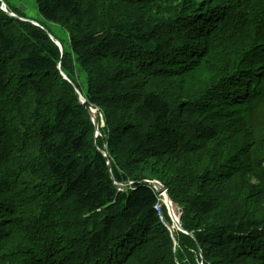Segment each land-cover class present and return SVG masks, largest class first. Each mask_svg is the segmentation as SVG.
<instances>
[{
    "label": "trees",
    "instance_id": "1",
    "mask_svg": "<svg viewBox=\"0 0 264 264\" xmlns=\"http://www.w3.org/2000/svg\"><path fill=\"white\" fill-rule=\"evenodd\" d=\"M36 1L69 46L0 0V264H264V0Z\"/></svg>",
    "mask_w": 264,
    "mask_h": 264
},
{
    "label": "rangeland",
    "instance_id": "2",
    "mask_svg": "<svg viewBox=\"0 0 264 264\" xmlns=\"http://www.w3.org/2000/svg\"><path fill=\"white\" fill-rule=\"evenodd\" d=\"M7 1L10 4L17 5L18 7L22 8L28 17L33 18V19H36V20H38L40 22H43L47 26H49V28L55 34V36H57L65 44V46H67V47L69 46V35H68V32L66 31V29L62 25H60L58 23L51 22V21L47 20L40 13V11L38 9V6H37V1L36 0H7ZM76 92H77V95H78V99H79V101L81 103H83L84 100H86L89 103V101L87 100L85 94L82 91L76 90ZM83 105H84V103H83ZM91 107H92L93 111L95 110V111H97V113L99 112L98 108L95 107L94 105H91ZM96 119H97V116H96ZM97 123H98V121H97ZM102 135H103V133L99 130V124H98V129L96 128V131L93 133V140L95 141V143H96V141H97V139L99 137H102ZM124 187L125 188H129V187L133 188V184H132V182H129L127 185H121L120 188H119V190H123ZM158 193H159V191H158ZM260 200H261V203H264V197L261 198V199H259L258 202ZM245 206L251 207L250 204H245ZM168 213H169V215L171 217V214H170L169 209H168ZM176 213L179 215V210L177 208H176ZM263 213H264V211L262 212V214ZM163 220H164V217H163ZM171 220L173 222V225H169L168 222H165V221L164 222L166 223V225H168V227L170 228V230L173 232L175 229H173V227H174V221H173L172 217H171ZM175 242H176V239H175ZM174 245H175V243H174Z\"/></svg>",
    "mask_w": 264,
    "mask_h": 264
},
{
    "label": "water",
    "instance_id": "3",
    "mask_svg": "<svg viewBox=\"0 0 264 264\" xmlns=\"http://www.w3.org/2000/svg\"><path fill=\"white\" fill-rule=\"evenodd\" d=\"M50 35H51V38L55 41V43L60 47V49L63 50L62 43L58 39H56L52 34H50ZM65 78H67V76H65ZM83 103H84L85 107L87 108L89 115L92 117L93 121L95 122L96 128L98 129L97 119L93 115V109H92L91 105L86 100H84ZM152 182L154 183V186L157 188V191H159V194L166 193V195L168 197V201H169L170 205H172L173 202H172V200L168 194L167 188L162 183H160L159 181H152ZM169 211H170V214H171L173 221L176 223L178 228L183 230L182 224L180 222V218L177 217L175 214H173V209H171V210L169 209Z\"/></svg>",
    "mask_w": 264,
    "mask_h": 264
},
{
    "label": "clouds",
    "instance_id": "4",
    "mask_svg": "<svg viewBox=\"0 0 264 264\" xmlns=\"http://www.w3.org/2000/svg\"><path fill=\"white\" fill-rule=\"evenodd\" d=\"M11 15H13V14H11ZM14 16V15H13ZM17 16V15H16ZM33 23H36L35 21H33ZM63 75H64V73H62ZM155 189L157 190V188L155 187ZM164 194V193H163ZM160 195H162V194H160ZM164 201V200H163ZM173 202V201H172ZM164 203H165V201H164ZM166 204V203H165ZM174 204V203H173ZM167 205V204H166ZM171 207H172V205H171ZM167 208L168 209H173V208H169V206L167 205ZM160 209V208H159ZM174 210V209H173ZM175 215L177 216V217H179L180 218V214L179 215H177L176 213H175ZM181 222V221H180ZM183 228V227H182ZM173 229H178V230H181V229H179L178 228V226L176 225V223L174 222V227H173ZM181 231H183V232H185V233H189L188 231H186L185 229H183V230H181ZM176 243V242H175ZM200 264H204V262H203V260H200Z\"/></svg>",
    "mask_w": 264,
    "mask_h": 264
},
{
    "label": "bare ground",
    "instance_id": "5",
    "mask_svg": "<svg viewBox=\"0 0 264 264\" xmlns=\"http://www.w3.org/2000/svg\"><path fill=\"white\" fill-rule=\"evenodd\" d=\"M96 112H97V111H95V110L93 111V115H94L95 117H96V115H95ZM162 196H163V198H164L165 203L169 206L170 203H169V201H168V197H167L166 193L162 194ZM172 204H173V203H172ZM170 207H171V206H170ZM170 207H169V208H170Z\"/></svg>",
    "mask_w": 264,
    "mask_h": 264
},
{
    "label": "snow or ice",
    "instance_id": "6",
    "mask_svg": "<svg viewBox=\"0 0 264 264\" xmlns=\"http://www.w3.org/2000/svg\"><path fill=\"white\" fill-rule=\"evenodd\" d=\"M154 107H155L154 102L150 101L148 104L144 106V109L142 110H147V109L154 108Z\"/></svg>",
    "mask_w": 264,
    "mask_h": 264
}]
</instances>
